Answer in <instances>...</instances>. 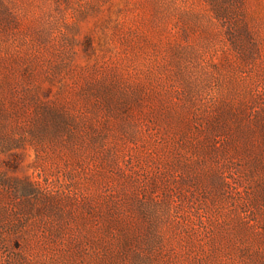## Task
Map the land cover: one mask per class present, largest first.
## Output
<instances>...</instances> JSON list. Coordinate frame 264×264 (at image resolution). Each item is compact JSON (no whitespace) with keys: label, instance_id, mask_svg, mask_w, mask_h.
<instances>
[{"label":"rangeland","instance_id":"rangeland-1","mask_svg":"<svg viewBox=\"0 0 264 264\" xmlns=\"http://www.w3.org/2000/svg\"><path fill=\"white\" fill-rule=\"evenodd\" d=\"M0 264H264V0H0Z\"/></svg>","mask_w":264,"mask_h":264}]
</instances>
